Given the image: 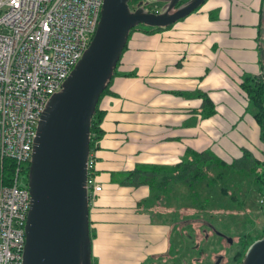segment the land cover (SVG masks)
Returning <instances> with one entry per match:
<instances>
[{
	"label": "crops",
	"instance_id": "0c3cea01",
	"mask_svg": "<svg viewBox=\"0 0 264 264\" xmlns=\"http://www.w3.org/2000/svg\"><path fill=\"white\" fill-rule=\"evenodd\" d=\"M259 28L260 0H207L170 28L131 33L99 100L103 136L91 154L101 191L89 211L95 264L166 261L172 236L162 223L170 210L148 204V185L131 175L136 168L179 164L188 150L210 149L227 160L246 148L261 157L242 87L260 70ZM198 91L212 101L214 115L198 114Z\"/></svg>",
	"mask_w": 264,
	"mask_h": 264
},
{
	"label": "water",
	"instance_id": "95a60500",
	"mask_svg": "<svg viewBox=\"0 0 264 264\" xmlns=\"http://www.w3.org/2000/svg\"><path fill=\"white\" fill-rule=\"evenodd\" d=\"M128 1L104 0L87 50L40 117L28 171L30 209L22 264L87 263L89 128L105 84L132 28L170 27L206 2L190 0L171 12L181 0H168L160 14L142 8L131 11ZM242 264H264V234L247 248Z\"/></svg>",
	"mask_w": 264,
	"mask_h": 264
},
{
	"label": "built area",
	"instance_id": "2783aa9c",
	"mask_svg": "<svg viewBox=\"0 0 264 264\" xmlns=\"http://www.w3.org/2000/svg\"><path fill=\"white\" fill-rule=\"evenodd\" d=\"M104 0H0V160L15 177L0 186V264H22L30 194L20 183L40 117L87 50ZM87 161L89 209L101 191ZM264 204V201H262Z\"/></svg>",
	"mask_w": 264,
	"mask_h": 264
},
{
	"label": "trees",
	"instance_id": "16d2710c",
	"mask_svg": "<svg viewBox=\"0 0 264 264\" xmlns=\"http://www.w3.org/2000/svg\"><path fill=\"white\" fill-rule=\"evenodd\" d=\"M189 0H181L178 2L177 8L186 4ZM141 0H129L128 7L131 11L142 8L147 12H157L151 6L139 4ZM263 2L260 0V28L259 36L260 43L258 44V52L260 54V70L259 73L246 77L243 80L242 87L247 96L249 114L258 129L259 141L261 149H259L261 157H258L246 148L239 149V157H230L227 160L218 157L210 149L203 152L188 150V159L179 164L169 166H145L136 168L131 175L134 180H139L143 177L141 183L148 185L149 196L148 204L156 205L160 208L170 210L169 219L172 225L181 217H201L205 214H210L213 211H218L221 203L228 201H236L235 191L228 188V180L231 175H242L251 178V183L259 200V208L263 214L264 204V20H263ZM168 3V1H167ZM166 7V6H165ZM153 9V10H152ZM164 10V9H163ZM198 11V10H197ZM159 13V12H157ZM214 13V12H213ZM212 13V14H213ZM211 15V12L209 13ZM209 20H213L211 17ZM176 24V23H175ZM173 26V25H172ZM170 26V27H172ZM167 27V28H170ZM149 28V27H148ZM167 28H150L144 33H153ZM134 27L130 30L137 31ZM128 36V38H129ZM128 40V39H127ZM127 45V42H126ZM126 45L122 50L121 56L116 62L112 75L105 84V88L101 97L109 92V87L112 80L117 75L118 65L121 61L122 54L126 49ZM176 95L191 97L185 93H174ZM196 97L201 99L202 107L198 114L201 117L208 118L215 114V109L212 101L206 93L196 92ZM100 97V98H101ZM100 100V99H99ZM104 112L99 108V102L94 109L90 120L89 128V154L98 148L97 141L103 136L101 123L104 118ZM258 152V153H259ZM16 164L11 159L0 160V186L9 185L15 177ZM29 164H25L23 173L26 174V184L28 182ZM94 173V172H93ZM200 183L201 186L196 188ZM144 207L141 203L140 206ZM150 205V206H151ZM167 220L164 221L166 225ZM263 237V231L258 234H248L246 240L243 241V248L247 249L253 242ZM91 234L89 256L86 264H95L92 258L91 251ZM241 260L239 264H242Z\"/></svg>",
	"mask_w": 264,
	"mask_h": 264
},
{
	"label": "rangeland",
	"instance_id": "374dc122",
	"mask_svg": "<svg viewBox=\"0 0 264 264\" xmlns=\"http://www.w3.org/2000/svg\"><path fill=\"white\" fill-rule=\"evenodd\" d=\"M168 0H141L139 4L149 5L152 8H155L157 12L160 14L162 13L163 9L165 8ZM153 10V9H152ZM139 31L142 29H150L147 26L139 25L137 26ZM242 175H231L228 180V188L233 189L235 191V197H237L236 201H228L221 203L218 207V212H215V215H212L211 221L216 224L219 229L225 231L229 236H241L242 233L251 229L250 222L257 223V226H254V229L257 231L255 234H258L262 229H264L263 223V215L261 213V209L259 208V200L257 199L256 193L251 183V178ZM20 183L23 186H26V174L20 175ZM201 184L198 183L196 188L200 187ZM202 187V186H201ZM185 219H178L176 221H184ZM262 220V221H261ZM173 226V224L171 225ZM192 225H184L180 227V230L185 231L187 233L192 232ZM187 233L183 234L184 239L186 240V250L183 252L181 247L175 253V261L169 264H194L193 262L188 260L190 254L192 257L197 256L200 253L201 249H204L206 253L211 256V254H218L221 252L223 243L220 242L217 245L213 243L206 242L200 244V250L198 251L196 246L198 245L197 242L189 240L187 237ZM264 234V233H263ZM217 243V240L215 241ZM193 249H189L193 247ZM178 247V246H177ZM213 248V249H211ZM236 246L228 247L225 250V254L227 260H231V255L235 252ZM174 249L171 251V255ZM170 255V256H171ZM186 260V261H185Z\"/></svg>",
	"mask_w": 264,
	"mask_h": 264
},
{
	"label": "flooded vegetation",
	"instance_id": "af4514ba",
	"mask_svg": "<svg viewBox=\"0 0 264 264\" xmlns=\"http://www.w3.org/2000/svg\"><path fill=\"white\" fill-rule=\"evenodd\" d=\"M206 3H207V0L205 4ZM178 5H176L171 12H174L176 9H178L177 8ZM204 5H202L200 8H202ZM200 8H198V10ZM215 212H218V211H213L212 213L205 214L204 216H201V217H193V218L181 217L179 219L183 218L185 220L176 221L173 223V226H171L170 222L167 220L166 226H168V231H171L172 237L169 240L170 249H169L168 254L166 255V261L164 262V264H169V262L172 263L175 261L174 259L175 253L178 251L180 247L183 252L187 249L186 240L184 239V235H183L187 232L180 230V227H183L184 225L187 226V224L192 225L193 227L192 232L187 233V237L189 238V240L198 243V245L196 246L198 251L200 250V244L203 243L204 241L205 243L209 241L210 243L214 242V245H217L220 242H222L224 246L221 252H219L218 254H211V256H209V254L206 253L204 249H201L200 253L197 254V256L195 257H192L190 254L187 253V255L189 256L188 260L190 259V261L193 262L194 264H239V262L244 259V255L247 249L243 248V241L246 240L250 232L251 233L257 232L254 229V226H257V223L254 224V222L253 223L250 222L251 229L249 230V232L246 231L242 233L241 236L231 237L225 231H222L221 229H219V227L211 221L212 215H215ZM262 215L264 218V211ZM263 223H264V219H263ZM262 231L264 233V229H262ZM216 240H217V243H215ZM234 245L236 246L235 252L233 254H230L232 257H231V260L228 261L226 258V256L228 255L225 254L226 253L225 250L228 247H232ZM193 248L194 246L190 247L189 249H193ZM173 249L174 251L172 252V255H171V251ZM155 264H160V262L158 263L156 262Z\"/></svg>",
	"mask_w": 264,
	"mask_h": 264
}]
</instances>
